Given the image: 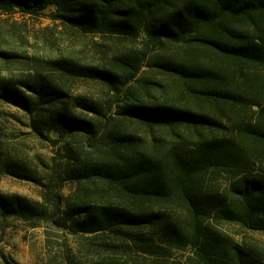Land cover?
<instances>
[{"label":"trees","instance_id":"16d2710c","mask_svg":"<svg viewBox=\"0 0 264 264\" xmlns=\"http://www.w3.org/2000/svg\"><path fill=\"white\" fill-rule=\"evenodd\" d=\"M50 7L75 32L120 42L143 35L158 53L121 52L106 65L47 61L60 79L115 92L112 114L72 101L39 73H0V103L32 116L38 135H58L74 185L63 196L51 177L41 201L0 193V217L38 228L53 207L101 252L94 264H163L173 250L190 251L194 264H264V249L217 231L264 235V0H0V16ZM19 58L0 51V66ZM146 60L164 83L139 78Z\"/></svg>","mask_w":264,"mask_h":264},{"label":"rangeland","instance_id":"374dc122","mask_svg":"<svg viewBox=\"0 0 264 264\" xmlns=\"http://www.w3.org/2000/svg\"><path fill=\"white\" fill-rule=\"evenodd\" d=\"M55 8L50 7L35 16L16 11L0 16V51L15 52L21 56L14 64L0 66V73L18 79L30 73L57 81L70 99L84 97L100 103L108 114L113 110L107 103L115 101V92L93 81L60 79L47 65L48 60L73 57L84 63L107 64L119 53L144 52L149 57L158 50L147 46L143 35L135 40L118 41L99 34H82L54 20ZM144 62L139 78L164 83L166 78L155 73ZM130 86L138 87L134 81ZM116 104H114L113 108ZM82 116L93 117L82 109L74 108ZM84 114H83V113ZM32 116L14 106L0 103V193L16 194L32 201H41L43 187L51 177L56 180V189L63 196L73 193L74 185L63 173L65 159L58 135H38L32 128ZM139 134H145L144 131ZM50 137V138H49ZM17 168L28 173L32 180L9 174ZM35 179V180H34ZM223 181V180H222ZM40 227L32 228L17 217H0V264H94L101 252L90 248L89 242L72 232L65 225L63 216L54 213ZM220 234L264 249V235L242 230L235 225H217ZM96 243V241H94ZM190 251H168L163 264H194ZM124 259V258H123ZM146 264L145 259H131ZM125 262V260H122Z\"/></svg>","mask_w":264,"mask_h":264}]
</instances>
